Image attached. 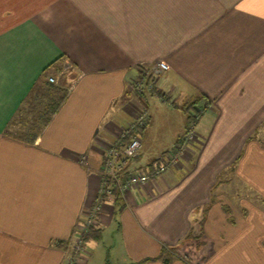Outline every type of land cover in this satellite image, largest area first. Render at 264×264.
Listing matches in <instances>:
<instances>
[{"label":"crops","instance_id":"crops-1","mask_svg":"<svg viewBox=\"0 0 264 264\" xmlns=\"http://www.w3.org/2000/svg\"><path fill=\"white\" fill-rule=\"evenodd\" d=\"M160 61L139 109L132 84ZM167 102L204 108L197 139L124 208L100 201L86 252L114 232L119 264H264V0H0V264H66L59 243L98 202L104 150ZM195 231L203 261L159 258Z\"/></svg>","mask_w":264,"mask_h":264},{"label":"rangeland","instance_id":"rangeland-1","mask_svg":"<svg viewBox=\"0 0 264 264\" xmlns=\"http://www.w3.org/2000/svg\"><path fill=\"white\" fill-rule=\"evenodd\" d=\"M157 65V64H156ZM155 65V66H156ZM155 66H150L147 68H142L139 71V75L135 78L136 80L132 84V90L137 93L140 97L143 96L142 99V105L139 109H143L145 107V103L147 102V96L148 98L152 96L154 93L155 95H158V91L155 88ZM63 80L61 77L55 78L54 81H52L55 85H61L63 83ZM51 82V81H50ZM152 87V88H148ZM142 88V89H140ZM63 92V91H62ZM160 96L164 97V95L159 94ZM166 105H159L156 112H153L151 114V119L146 121L145 127L141 130V138L143 137L144 140V146L140 150H138L137 154L133 159L130 160L132 163V160H137L141 162H148V164L142 166L141 168L133 169L128 164V167L132 171H140L144 169L145 167H151L152 162L158 161L161 157L169 154L173 149H176L175 155H176V161L172 162L170 164V167L165 171L167 172L169 169H171L175 164L179 162L180 159H182V155L184 152L189 149V146L192 142H195L197 139V134L195 132V125L196 123L192 124V117H190L191 114L195 112V119L197 120L200 115L204 111L203 107H200L198 110L191 109L190 103L189 106L184 105V109H188L185 111L186 115L183 113V111L179 110V104H176V106H173L172 103L167 102ZM188 107V108H187ZM144 112V111H142ZM141 112V113H142ZM198 113V114H197ZM139 116V115H138ZM184 117H187L188 123L187 126L184 129L180 130V128H183L181 125L184 123ZM138 118V117H137ZM136 118V119H137ZM136 122V120H135ZM145 130V132L143 131ZM144 132V134H143ZM119 139V138H118ZM115 140L111 144H115L117 141ZM177 139V140H176ZM255 139L259 140L264 145V123L260 127V129L255 134ZM176 140V142H175ZM175 142V143H174ZM108 147V146H107ZM107 149V148H106ZM106 149L104 151H106ZM104 153V152H103ZM104 156V154H103ZM129 162V163H130ZM164 172V173H165ZM163 173V174H164ZM162 174V175H163ZM231 176L230 170L225 171L221 174L219 177L221 180L229 179ZM148 183V182H147ZM145 185V184H143ZM142 185V186H143ZM238 190L234 188L235 191L238 192V194L242 195L247 192V189L245 187L238 186ZM259 205H261V202L256 201ZM94 208L91 209L90 212H93ZM88 212V213H90ZM86 213V215L88 214ZM85 214L83 215L85 218ZM76 236V233H75ZM74 231L69 238V240H65L60 242L61 249L64 252L67 263L70 260V257L74 253V246H75V237ZM116 234L114 232L110 233V235H107L106 240L100 244L95 245L92 241L89 242V248H91V252L84 253L85 258L83 260L79 261V258L77 257V262L79 264H106V259H110L112 263H116L114 261V258H116V253L118 251L117 241H116ZM87 242V241H86ZM94 244V245H93ZM86 245V244H85ZM170 254H174L175 257H183L191 262H201L203 261L211 251V246L207 240L206 237L202 235H196V231L194 233H189V235L180 243L178 246H174L173 249H168ZM174 251V252H171ZM92 253V256H91ZM80 257V255H78ZM83 258V256H82ZM77 262H74V264H78Z\"/></svg>","mask_w":264,"mask_h":264},{"label":"built area","instance_id":"built-area-1","mask_svg":"<svg viewBox=\"0 0 264 264\" xmlns=\"http://www.w3.org/2000/svg\"><path fill=\"white\" fill-rule=\"evenodd\" d=\"M168 67L164 61H160L155 66V70H163ZM49 80L52 82L54 78L50 77ZM147 120V114L145 112L140 113L136 122L130 124L123 131L122 138H119L115 144L108 145L106 151H104L102 165L99 170L100 186L98 190V202L94 207V211L88 213L74 230V236L76 233L74 253L70 257L68 264L77 262V257L79 261L80 258L81 260L85 258V236L92 226L96 227L101 200L110 198L113 193L118 192L123 198L124 203H126L128 195L131 192H134L137 188L151 181L153 178L161 176L170 167V164L176 161L175 151L177 148L179 150V147L173 149L158 161L152 162L150 164L151 167H145L140 171H132L128 168L130 160L135 157L141 148V130L145 127ZM77 263L79 264V262Z\"/></svg>","mask_w":264,"mask_h":264},{"label":"trees","instance_id":"trees-1","mask_svg":"<svg viewBox=\"0 0 264 264\" xmlns=\"http://www.w3.org/2000/svg\"><path fill=\"white\" fill-rule=\"evenodd\" d=\"M63 98H64V95L62 96V98L60 100H58L57 98L56 99H52L51 102H49V104L47 106L46 113H45V116H44L45 119L44 120L40 119V120L31 122V125H36L37 129L40 128L41 126L45 125V123L48 122L50 115L57 109V107L59 105V102ZM188 109H185V110H188ZM194 115H195V112L190 115V117L193 116L192 117L193 119L191 121L192 124L197 123V120L195 119ZM40 117H43V116H40ZM34 138L35 137H31V136L28 137L27 136L25 139H27L29 141H32ZM111 198H112V201L115 204V206L119 207L120 209L125 207V203L123 201V198L120 196V194L118 192L113 193ZM101 236H102L101 229L92 226L89 229V231L87 232V234L85 236V240L88 241L90 239H93V240L99 241L101 239ZM169 248L173 249L174 247L163 246L162 250H161V254L159 256V258L163 259V261L165 263H171L173 258H175L174 254H170L169 253V251H168ZM171 252H174V251H171ZM146 261H148V259L147 260H142V261H139V262L120 263V264H145ZM106 264H119V263H112L110 261V259L107 258L106 259Z\"/></svg>","mask_w":264,"mask_h":264}]
</instances>
